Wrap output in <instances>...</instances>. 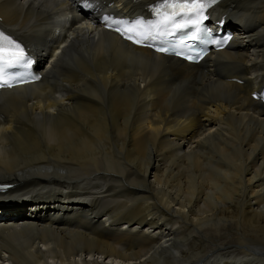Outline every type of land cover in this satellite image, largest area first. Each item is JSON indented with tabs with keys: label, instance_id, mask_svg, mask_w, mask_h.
Masks as SVG:
<instances>
[{
	"label": "bare ground",
	"instance_id": "1",
	"mask_svg": "<svg viewBox=\"0 0 264 264\" xmlns=\"http://www.w3.org/2000/svg\"><path fill=\"white\" fill-rule=\"evenodd\" d=\"M57 1L0 0L45 64L0 90V264H264V0L216 5L237 37L204 65L95 22L46 33Z\"/></svg>",
	"mask_w": 264,
	"mask_h": 264
},
{
	"label": "snow or ice",
	"instance_id": "2",
	"mask_svg": "<svg viewBox=\"0 0 264 264\" xmlns=\"http://www.w3.org/2000/svg\"><path fill=\"white\" fill-rule=\"evenodd\" d=\"M217 0H160V3L153 9L157 19L155 22L149 23L143 20L119 21L110 20L105 17L107 26H115L114 30L119 32L125 39L130 40L134 44L152 46L147 42L163 41L166 35L173 31H178L191 25L196 29V34L189 36V40L198 38L201 31L200 24L207 17L206 10ZM184 20L185 23H179L178 20ZM185 44L181 41V45ZM173 50L175 55H181L178 50ZM161 53H168L170 49L163 46L155 49ZM190 58L191 57H186ZM31 65V61L26 54L25 49L20 43L11 36L0 32V88L13 87L16 83L26 82L29 79L39 80V76L17 75L10 72V69L27 70Z\"/></svg>",
	"mask_w": 264,
	"mask_h": 264
}]
</instances>
